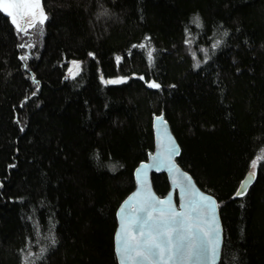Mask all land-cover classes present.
<instances>
[{
	"label": "trees",
	"instance_id": "obj_1",
	"mask_svg": "<svg viewBox=\"0 0 264 264\" xmlns=\"http://www.w3.org/2000/svg\"><path fill=\"white\" fill-rule=\"evenodd\" d=\"M41 1L39 34L0 12V264H118L116 211L162 114L218 200V264H264V160L234 197L264 149V0Z\"/></svg>",
	"mask_w": 264,
	"mask_h": 264
},
{
	"label": "water",
	"instance_id": "obj_2",
	"mask_svg": "<svg viewBox=\"0 0 264 264\" xmlns=\"http://www.w3.org/2000/svg\"><path fill=\"white\" fill-rule=\"evenodd\" d=\"M14 11L17 15H21L27 9L21 8ZM3 13L7 15L6 12ZM153 123L154 151L148 155L147 160L136 167L134 190L124 199L116 211L118 226L114 234V247L118 264H121L122 259L120 250L123 246L124 226L127 225L131 234L142 240L144 239L140 236L142 222L148 218L149 213L153 217H157L161 209L168 211L169 205L171 210L177 213H185L191 217V223L194 225L192 234L196 237L197 246L199 247L203 243L208 249L206 256H196V250L193 249L194 255L191 260L186 262L170 261L169 264H218L222 257L224 245V231L218 200L199 188L194 177L178 164L177 159L180 156L181 148L165 116L163 114L155 116ZM156 174H165L169 178L170 190L164 196H160L154 190L151 178ZM256 176V173L249 171L237 190L241 195H237L236 192L234 197L244 196L255 181ZM201 197L204 199L202 200ZM159 200L166 203L164 205L157 204ZM150 225L151 221L148 225H144L145 233H147ZM205 232L208 233L207 236H205ZM209 241L216 244L214 256L211 251L212 244L208 243ZM124 264H132V262L125 260ZM135 264H147V262L138 258Z\"/></svg>",
	"mask_w": 264,
	"mask_h": 264
},
{
	"label": "snow or ice",
	"instance_id": "obj_3",
	"mask_svg": "<svg viewBox=\"0 0 264 264\" xmlns=\"http://www.w3.org/2000/svg\"><path fill=\"white\" fill-rule=\"evenodd\" d=\"M21 8L30 10L34 22L43 23L47 18L44 15L41 0H0V12H6L12 18L13 24L17 22V14L14 10ZM37 9L40 12L38 21L36 20ZM17 30H20L18 24ZM21 47H24V45H21ZM149 57H151V53H149ZM111 83H115V81H111ZM149 87L159 88V85L152 83ZM237 195H241V193L237 192ZM201 199L203 200L204 198L201 197ZM165 203L163 200L157 201V204L160 205H164ZM168 207V211L161 209L157 217H153L149 213L148 218L141 224L140 236L144 237L142 240L133 236L127 225L124 226L123 246L120 250L122 255L121 264H124L125 260L135 264L138 258L141 261L147 262V264H157V262L169 264L170 261L186 262L193 258V249L196 250V256H206L207 247L203 243L198 247L195 242L196 237L192 234V227L194 225L191 223V217L185 213H177L171 210L170 205ZM149 221H151V225L147 233H145L144 225H148ZM201 231L204 230L201 229ZM207 235L208 233L205 232V236ZM208 243L212 244L211 251L214 256L216 244L212 241Z\"/></svg>",
	"mask_w": 264,
	"mask_h": 264
},
{
	"label": "rangeland",
	"instance_id": "obj_4",
	"mask_svg": "<svg viewBox=\"0 0 264 264\" xmlns=\"http://www.w3.org/2000/svg\"><path fill=\"white\" fill-rule=\"evenodd\" d=\"M43 12H44V8H43ZM44 15H45V12H44ZM39 16H40V12H39V9H37L36 10V20L37 21L39 20ZM10 19L12 20L11 17ZM46 19L44 20L43 23L34 22V19L30 13V10L27 9V11L22 12L21 15H17V22L16 24H14V26L17 29V24H18L19 29H20L19 31H21L22 33L26 35H28L29 33H33V32L39 34V31L44 30L43 26H44V23L46 22ZM142 45H143V48L147 51L148 55L149 53H152L153 47L150 46L146 41L140 44L139 46H142ZM67 65H68L67 72H68L69 78H74L75 76L80 74L81 68H82V64L80 61L73 60V61H70ZM263 160H264V149L260 150L259 153L256 155L255 159L252 161L250 171L253 173H256L258 165ZM30 255H31L30 252L27 253L26 255V258H25L26 264H31Z\"/></svg>",
	"mask_w": 264,
	"mask_h": 264
}]
</instances>
